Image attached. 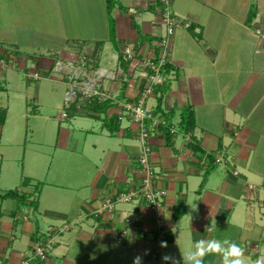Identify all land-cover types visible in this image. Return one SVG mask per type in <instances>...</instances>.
<instances>
[{"label": "crops", "instance_id": "obj_1", "mask_svg": "<svg viewBox=\"0 0 264 264\" xmlns=\"http://www.w3.org/2000/svg\"><path fill=\"white\" fill-rule=\"evenodd\" d=\"M86 1L105 2L106 12L108 0ZM110 1L115 45L106 19L95 18L94 7H87L85 16L95 18L103 35L96 55L92 44L80 50L81 39L68 42L62 24L48 35L62 45L32 55L26 53L25 38L17 37L32 33L15 16L25 20V7L17 10L10 0H0V53L13 48L6 55L17 56L13 67L7 65L23 78L29 68L55 83L67 110L60 114L59 107L54 118H44L55 122L50 125L55 138L45 144L53 155L30 157L32 168L12 185L28 182L8 190L26 197L25 204L0 199V264H133L137 256L142 264H162L164 255L184 264V254L202 239H227L243 249L244 264H264V39L254 32L259 28L264 33V0H172L174 19L190 27L180 25L171 38L164 67L168 91L149 98V107L146 100L147 110L166 122L149 138L152 187L166 196L158 210L138 201L98 214L104 203L140 185L138 127L121 105L139 99L145 85L141 62L158 60L165 34L160 14L146 0ZM125 50L135 59L128 60ZM88 55L91 68H84L85 78L77 82L90 81L112 100L88 99L76 89V99L66 109L70 85L65 68L59 72L57 64L79 66ZM97 71H102L99 76ZM0 107L6 110V122L9 109ZM188 112L194 116L193 128L182 121ZM216 157L222 162L216 164ZM37 180L42 182L38 193ZM2 183L0 174V195L8 192ZM36 199L35 211L51 229L44 241L38 217L32 220L27 213ZM161 242L167 247L161 248ZM36 244L45 248L46 260L34 257ZM203 264H223V259L207 254Z\"/></svg>", "mask_w": 264, "mask_h": 264}, {"label": "rangeland", "instance_id": "obj_2", "mask_svg": "<svg viewBox=\"0 0 264 264\" xmlns=\"http://www.w3.org/2000/svg\"><path fill=\"white\" fill-rule=\"evenodd\" d=\"M4 1L8 0H2L1 3H5ZM10 1L15 6V9L22 10L23 7L26 9L25 20L18 15L15 16L19 21H24L26 24L22 26L26 28L28 26L32 33L27 35L19 33L17 37L25 38L27 46L30 47L26 53L32 55H38L35 50H40L39 54H41L42 51L48 52L46 51L47 49H56L62 45L60 39H53L48 36L52 32H57V27L61 28L60 24L63 25L66 36L70 38L68 42H71L72 38L81 39L79 44L80 50L82 47L86 48L85 44H92V47H94L97 42L102 41L101 37L103 35H101L102 33L96 27V22L93 21L95 18L103 17V20L106 19L109 25L107 8L105 12L106 4L103 1ZM87 7H94L92 12L95 18L85 16ZM90 22L94 25L91 29ZM3 50L0 53V83L5 87V92L0 93V106H6L9 109V113L7 114L5 126L2 128V136L0 137V159L4 157V161L0 160V174L3 182L1 186L7 188L6 191H8L16 190L17 187L22 185L20 181L15 185H12V182L14 180L17 182L18 178L19 180L20 178H24L25 172H28L32 168L33 164H31L30 157H51L53 155L52 148L45 144L53 142L55 138V129L50 127L52 123L55 126V122L48 123L44 118L46 116L54 118L59 107H61L59 110L60 114L67 112V110L63 107L64 102L61 91H59L55 83L48 82L45 76V79L38 82L27 81L25 76L24 78L21 77L20 72L17 73L11 69L13 64L17 63V56H3L6 51L10 52L13 48H5ZM54 52L56 53L57 51ZM1 62L3 63L1 64ZM7 63H10L12 67L8 66ZM27 71V68L24 69L23 74ZM2 79L4 80L2 81ZM3 99L7 102L6 105H4ZM147 102L149 107V104H153V99H149ZM34 114L38 115L39 118L33 117ZM23 166L26 168L24 174ZM51 169L53 173L55 168L52 167ZM37 183L36 193L42 187L40 180H37ZM29 210L30 213L28 210L27 213L30 214L32 220L34 216L38 217V213L33 208ZM38 219L41 230H43L40 231L42 234L40 236L41 240H47L46 236H50L49 231L51 230L49 224L45 220L42 223V219L40 220L39 217ZM46 247L50 248L51 246Z\"/></svg>", "mask_w": 264, "mask_h": 264}, {"label": "built area", "instance_id": "obj_3", "mask_svg": "<svg viewBox=\"0 0 264 264\" xmlns=\"http://www.w3.org/2000/svg\"><path fill=\"white\" fill-rule=\"evenodd\" d=\"M147 4L153 8L157 13L160 14L162 19V24L165 27V34L160 41V56L157 61H146L141 62L143 66L142 76L145 79V85L140 93L139 99L135 104H122L121 107L129 114L130 121L135 123L138 127L137 141L140 146L139 155L137 157V164L139 166V172L142 174L140 185L137 189L130 190L128 192L120 193L115 197L113 201H107L96 211L100 214L101 211H111L114 209L115 204H129L138 201L145 202L152 210H158L161 206L163 198L166 196L165 191L154 190L153 181L155 174L150 165L151 149L149 145V138L152 134L159 132L160 127H166V122L161 116V114L156 112H150L146 108V100L151 98L155 94V89L166 83V75L164 73V67L168 64L171 38L173 37L175 30L181 25L185 28H189L190 25L187 23H182L178 19H174L172 13V0H146ZM255 34L260 40L264 39V33L262 29H256ZM126 58L128 60H134L135 56L129 51L125 50ZM91 60L89 56H83L79 61V66H75L73 63H69L68 66L64 67L57 64V71L64 72L67 75V82L70 85L69 92L66 94L65 107L69 109L71 104H73L72 97L76 99V89L85 98L96 99L98 102H104L107 100H112L110 94L106 91H101L100 88H92V83L86 81L84 83H78L77 79H84L85 73H83L84 68H91L89 63ZM3 62H1L2 64ZM81 70V71H80ZM102 71H97V76L101 74ZM24 76L29 82H37L42 79V75L38 72H33L28 70L24 73ZM66 117V114H63ZM170 133H176V130L170 129ZM189 141V138H188ZM222 162L221 157L215 158V163L219 164ZM203 166H207V162H201ZM236 174V173H235ZM130 225V221H127ZM158 227H162L161 223ZM67 228V227H66ZM62 232V231H60ZM59 232V233H60ZM164 239V236H159V242ZM51 243L50 241L48 242ZM33 255L35 258L44 261L46 260V250L41 244H36L33 247ZM21 264H29V261H24Z\"/></svg>", "mask_w": 264, "mask_h": 264}, {"label": "clouds", "instance_id": "obj_4", "mask_svg": "<svg viewBox=\"0 0 264 264\" xmlns=\"http://www.w3.org/2000/svg\"><path fill=\"white\" fill-rule=\"evenodd\" d=\"M29 70V68H27ZM224 245H227L226 247ZM161 248H166V242H161ZM218 254L223 259V264H244V251L234 242L227 239L223 241L217 239L199 240L195 244V249H190L183 256L184 264L191 261L192 264H203V257L207 254ZM162 264H180V261L174 256L164 255ZM133 264H142V258L137 256L133 260ZM260 264V261H257Z\"/></svg>", "mask_w": 264, "mask_h": 264}, {"label": "trees", "instance_id": "obj_5", "mask_svg": "<svg viewBox=\"0 0 264 264\" xmlns=\"http://www.w3.org/2000/svg\"><path fill=\"white\" fill-rule=\"evenodd\" d=\"M112 5H113V3L110 1V0H108V2H107V16H108V21H109V33H108V35H109V41L113 44V45H115L116 43H115V32H114V25H113V19L111 18V16H110V13H111V9H112ZM103 45V42H97L96 44H95V51H94V55H96L95 54V52H96V49L97 48H100L101 46ZM8 51H6L5 52V54H9V53H7ZM15 52V53H14ZM14 52H12V53H14V54H18V52H16V50L14 51ZM91 56V58L92 59H95V56ZM4 56V55H3ZM6 57H9V55H6ZM119 60H120V62H122L121 61V54H119ZM167 66V65H166ZM166 71H167V69H166ZM168 86H167V83H165V84H163V85H161V86H159V87H157L156 89H155V95H157L160 91L162 92V93H165L166 91H168ZM5 91V88L3 87V85L0 83V93L1 92H4ZM161 99H162V97H160L159 99H158V107L160 106V104H161ZM105 106V105H104ZM5 119H6V110H4L3 108H1L0 107V126H3L4 125V122H5ZM183 122H185L186 124H188V127L189 128H193L194 127V116H193V114L191 113V112H188V113H186V114H184L183 115V120H182ZM160 128H162V127H160ZM28 182V179H23V181H22V186H25V184ZM0 199L1 200H4V199H14V200H16L17 202H19V204L20 205H23V204H25V200H26V197H24L23 195H19L18 193H17V191H8L7 193H5L4 195H0ZM37 204H38V202H37V199L36 200H33V201H31V206H32V208L34 209V210H36L37 209Z\"/></svg>", "mask_w": 264, "mask_h": 264}]
</instances>
